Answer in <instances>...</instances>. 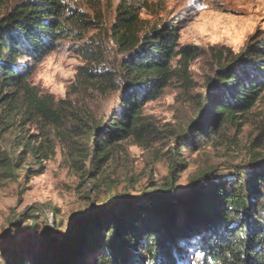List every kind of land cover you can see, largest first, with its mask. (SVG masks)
<instances>
[{"label":"trees","instance_id":"1","mask_svg":"<svg viewBox=\"0 0 264 264\" xmlns=\"http://www.w3.org/2000/svg\"><path fill=\"white\" fill-rule=\"evenodd\" d=\"M151 5L118 0L107 31L119 57L109 66L96 46L78 47L85 62L78 67V80L100 93L122 89L114 113L88 126L86 114L72 112L63 100L40 95L28 84L23 60L39 63L60 40H82L86 31L103 29L99 15L91 20L62 0H23L9 8L0 0V107L50 125L74 166L87 161L98 168L111 157L115 143L148 135L143 105L172 80L188 89L190 65L202 52L179 43L178 25L141 18ZM221 49L211 48L212 74L173 155L197 149L226 125L239 129V119L264 91V37H249L237 53ZM19 145L16 154L0 150V178H15L27 156L40 174L42 162L55 153L51 135ZM180 160L169 159V178L160 188L104 206L62 240L48 232L39 240L33 234L24 246L27 256L0 251V264H264V157L233 167L228 177L205 172L194 181L192 194L176 196Z\"/></svg>","mask_w":264,"mask_h":264},{"label":"rangeland","instance_id":"2","mask_svg":"<svg viewBox=\"0 0 264 264\" xmlns=\"http://www.w3.org/2000/svg\"><path fill=\"white\" fill-rule=\"evenodd\" d=\"M20 1L23 0H4L5 8ZM62 1L86 13L91 20L98 14L103 29L86 31L82 40H60L39 63L23 60L27 63L24 70L28 84L40 95L63 100L72 112L86 114L84 123L89 126L114 113L122 89L100 93L78 80V67L85 65L78 47L86 44L102 50L106 66L119 57L107 31L118 0ZM148 1L151 8L142 10L141 18L149 24L166 21L178 25L179 43L193 44L202 50L190 65L191 86L184 89L180 81L172 80L157 98L147 101L142 116L150 133L115 143L110 147L111 157L94 169L87 161L74 166L67 159L64 141L43 120L23 116L19 111L7 114L0 107V150L16 154L22 149L19 142L40 140L44 135H51L55 142V153L42 162V173L36 174L38 164L27 156L15 178H0L1 252L19 250L27 256L24 246L33 234L39 240L48 232L62 240L84 215L160 188L169 178L172 157L182 158L174 183L176 196L192 194L194 181L205 172L214 170L217 178L228 177L233 167L263 159L264 91L249 113L239 119V129L226 125L197 149L188 148L176 155L170 152L182 141L181 134L194 117L195 102L212 74L211 48L224 47L237 53L249 37H264V0Z\"/></svg>","mask_w":264,"mask_h":264},{"label":"water","instance_id":"3","mask_svg":"<svg viewBox=\"0 0 264 264\" xmlns=\"http://www.w3.org/2000/svg\"><path fill=\"white\" fill-rule=\"evenodd\" d=\"M90 215H91V214H87V215H84L83 217L79 218V219L77 220L75 226H76L79 222H81V221H83L84 219L88 218ZM75 226H74V228H75ZM74 228H73V229H74Z\"/></svg>","mask_w":264,"mask_h":264}]
</instances>
